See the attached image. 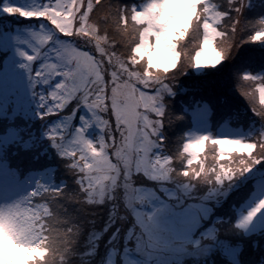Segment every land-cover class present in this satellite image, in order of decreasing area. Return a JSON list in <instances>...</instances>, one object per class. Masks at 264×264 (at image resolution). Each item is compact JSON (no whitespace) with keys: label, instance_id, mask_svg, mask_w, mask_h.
Wrapping results in <instances>:
<instances>
[{"label":"snow or ice","instance_id":"snow-or-ice-1","mask_svg":"<svg viewBox=\"0 0 264 264\" xmlns=\"http://www.w3.org/2000/svg\"><path fill=\"white\" fill-rule=\"evenodd\" d=\"M0 13V264H82L90 238L100 264L117 236L127 264H264V0Z\"/></svg>","mask_w":264,"mask_h":264},{"label":"rangeland","instance_id":"rangeland-1","mask_svg":"<svg viewBox=\"0 0 264 264\" xmlns=\"http://www.w3.org/2000/svg\"><path fill=\"white\" fill-rule=\"evenodd\" d=\"M8 3L11 4H16L18 6H23V7H29L31 6V4L33 3V0H7ZM3 3V0H0V4ZM3 18V14L0 13V19ZM10 21V27H12L13 31L9 32V33H5V38L7 40H9L10 42H13V38L14 37H18L20 39H27L28 38V33L31 30H35L39 28V21H26L23 18H9ZM25 23L24 25H21ZM21 25V26H20ZM0 43H3V40L0 39ZM259 44H255V43H248L245 44L242 48L241 51L239 53H237V56L239 57L241 54H243L246 50L249 51L251 48H259ZM251 51V50H250ZM244 91H249V92H254L255 88L252 84V82L250 81H244L243 79H241L240 83L238 85H236L235 88V92H234V96H233V101L234 104L236 105V107L243 109L244 113H245V118L247 117H253V114L251 112V106L249 105L248 99L243 95ZM238 102H240V104H237ZM247 105V107L245 106V104ZM256 106L257 108L262 107L259 104V94L258 92L256 93V100H255ZM82 113H78V115H80ZM217 118V116H212L210 117V125L213 127V131H215L219 126L217 124H213V121H215ZM254 119H258L256 117H253ZM54 119V117H53ZM190 119V118H189ZM221 120V119H220ZM223 123V120H221V124ZM2 124V123H0ZM229 125L232 127H239L241 125H237L232 121H229ZM189 127H194L193 125H189ZM207 153V146L205 148V153ZM211 161V157L209 156V162ZM129 237H125L124 238V242L126 244L127 239ZM89 244H90V251L85 253V257L82 258V264H89V261L87 259V257L89 255H96V249H95V245L93 244L91 238L89 240ZM129 249L125 246V247H121V238L119 236L117 237H113L112 242H110L109 244H103L101 245V249H100V257H101V261L100 264H118V261L120 259H125V264H127L126 261V257L125 254L128 253Z\"/></svg>","mask_w":264,"mask_h":264},{"label":"trees","instance_id":"trees-1","mask_svg":"<svg viewBox=\"0 0 264 264\" xmlns=\"http://www.w3.org/2000/svg\"><path fill=\"white\" fill-rule=\"evenodd\" d=\"M11 24V23H10ZM21 25H24L25 26V23H23V24H21ZM20 25V26H21ZM9 26H11V25H9ZM255 49H257V48H251L250 50H255ZM249 50V51H250ZM0 58H2V55H0ZM233 103H234V101H233ZM237 104H240V102H238ZM245 104V103H244ZM236 106V105H235ZM245 106L247 107V105L245 104ZM0 123H3V121H0Z\"/></svg>","mask_w":264,"mask_h":264}]
</instances>
